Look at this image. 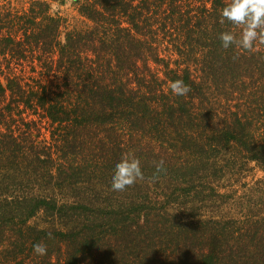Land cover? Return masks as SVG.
Here are the masks:
<instances>
[{"label":"trees","instance_id":"obj_1","mask_svg":"<svg viewBox=\"0 0 264 264\" xmlns=\"http://www.w3.org/2000/svg\"><path fill=\"white\" fill-rule=\"evenodd\" d=\"M8 1L0 264H264V44L222 47L230 0H76L77 27Z\"/></svg>","mask_w":264,"mask_h":264},{"label":"clouds","instance_id":"obj_2","mask_svg":"<svg viewBox=\"0 0 264 264\" xmlns=\"http://www.w3.org/2000/svg\"><path fill=\"white\" fill-rule=\"evenodd\" d=\"M221 22L228 21L235 26H242L239 36L230 31L221 32L219 39L222 47L228 49L232 45L244 51H253L257 44H264V0H230L220 12ZM168 87L172 94L184 96L190 91V86L183 80L169 81ZM111 176L113 191H124L137 180H143L144 174L139 158L130 153L122 155L114 164ZM166 171L164 161L156 163V172ZM37 255H45L47 247L43 243L33 245Z\"/></svg>","mask_w":264,"mask_h":264},{"label":"rangeland","instance_id":"obj_3","mask_svg":"<svg viewBox=\"0 0 264 264\" xmlns=\"http://www.w3.org/2000/svg\"><path fill=\"white\" fill-rule=\"evenodd\" d=\"M26 1L27 0H10L8 3L14 7L21 8L23 5H26ZM75 1L76 0H61L63 3L56 1L50 2L52 12L60 13L62 17L67 19L68 24L71 27H77L80 24L82 25L85 20L79 15ZM207 214L210 215L209 213ZM233 215H235V213Z\"/></svg>","mask_w":264,"mask_h":264}]
</instances>
